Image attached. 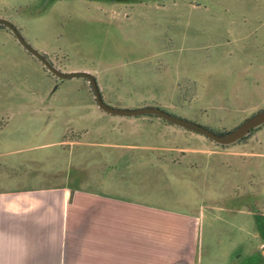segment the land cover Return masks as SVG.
Segmentation results:
<instances>
[{
	"label": "crops",
	"instance_id": "obj_1",
	"mask_svg": "<svg viewBox=\"0 0 264 264\" xmlns=\"http://www.w3.org/2000/svg\"><path fill=\"white\" fill-rule=\"evenodd\" d=\"M80 108L71 123L48 116L34 130L22 116L0 130V264H261V215L247 192L263 182L264 164L250 159L262 153L232 151L238 160L225 165L208 152L227 151L198 133L199 147L188 133L156 132V121L123 134L124 116ZM29 138L39 144L16 145ZM164 179L184 187L178 204L157 199ZM138 188L145 198L125 193Z\"/></svg>",
	"mask_w": 264,
	"mask_h": 264
},
{
	"label": "rangeland",
	"instance_id": "obj_2",
	"mask_svg": "<svg viewBox=\"0 0 264 264\" xmlns=\"http://www.w3.org/2000/svg\"><path fill=\"white\" fill-rule=\"evenodd\" d=\"M0 16L12 20L61 70L94 74L104 99L113 106H161L221 132L264 109V0H0ZM90 103L97 106L86 78L55 76L0 25V130L22 116L32 117L34 130L48 116L60 124L71 123L84 110L80 106ZM122 119L124 123L115 127L119 133L140 131V124L156 121L165 125L156 132L188 133L189 147L201 146L192 136L195 132L162 118ZM77 132L72 130L71 137ZM196 135L205 139V147L227 151L208 152L225 165L234 164L238 156L232 151L242 149L262 153L250 159L264 164V125L229 145ZM198 160L192 155L189 163ZM253 183L247 195L261 215L264 232V178L261 184ZM155 186L162 203L178 204L184 196V187L170 180ZM141 190L125 193L145 198Z\"/></svg>",
	"mask_w": 264,
	"mask_h": 264
},
{
	"label": "water",
	"instance_id": "obj_3",
	"mask_svg": "<svg viewBox=\"0 0 264 264\" xmlns=\"http://www.w3.org/2000/svg\"><path fill=\"white\" fill-rule=\"evenodd\" d=\"M0 25L9 29L19 43L34 57H36L39 61L43 63L45 68L54 74L55 76L62 78V79H70L75 77H83L86 78L93 90L95 95V100L98 106L111 114L119 115V116H142V115H155L158 116L165 121L179 126L181 128L187 129L189 131L198 133L205 137L210 138L211 140L222 144V145H229L235 142L240 141L245 136L249 135L251 131L259 126L264 125V109L259 111L258 113L254 114L250 118L246 119L243 123L239 126L230 130L225 133H217L213 129L193 121L191 119L179 116L175 113H172L168 110H165L159 106H143V107H119L113 106L109 104L103 97L101 88L99 86L97 77L88 72L83 70L77 71H63L58 68L43 52L38 50L34 45H32L24 36L20 28L10 19L6 17L0 16Z\"/></svg>",
	"mask_w": 264,
	"mask_h": 264
},
{
	"label": "trees",
	"instance_id": "obj_4",
	"mask_svg": "<svg viewBox=\"0 0 264 264\" xmlns=\"http://www.w3.org/2000/svg\"><path fill=\"white\" fill-rule=\"evenodd\" d=\"M159 107H161V106H159ZM161 108H163V107H161ZM163 109H165V110H167L166 108H163ZM169 111V110H168ZM171 112V111H170ZM173 113V112H172ZM147 116H151V117H158V116H155V115H147ZM158 118H160V117H158ZM164 120V119H163ZM194 121H196V120H194ZM167 122V121H166ZM196 122H198V121H196ZM200 123V122H199ZM171 124V123H170ZM201 124H203V123H201ZM203 125H205V124H203ZM207 126V125H206ZM207 127H209V128H211L210 126H207ZM258 128H260V126L259 127H257V128H255V129H253L252 131H251V133L250 134H252L255 130H257ZM211 129H213V128H211ZM214 131H216L217 133H225V132H221V131H217V130H215V129H213ZM249 134V135H250ZM249 135H247V136H245L244 138H242L240 141H242V140H245ZM208 138V137H207Z\"/></svg>",
	"mask_w": 264,
	"mask_h": 264
}]
</instances>
